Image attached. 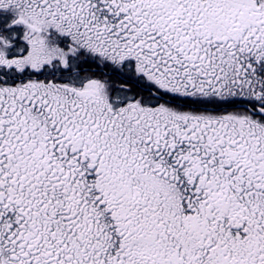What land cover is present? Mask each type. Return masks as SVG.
<instances>
[{
	"label": "snow or ice",
	"instance_id": "obj_1",
	"mask_svg": "<svg viewBox=\"0 0 264 264\" xmlns=\"http://www.w3.org/2000/svg\"><path fill=\"white\" fill-rule=\"evenodd\" d=\"M0 264H264V0H0Z\"/></svg>",
	"mask_w": 264,
	"mask_h": 264
}]
</instances>
